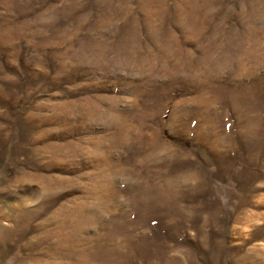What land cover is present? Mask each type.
Returning a JSON list of instances; mask_svg holds the SVG:
<instances>
[{"label":"rangeland","instance_id":"obj_1","mask_svg":"<svg viewBox=\"0 0 264 264\" xmlns=\"http://www.w3.org/2000/svg\"><path fill=\"white\" fill-rule=\"evenodd\" d=\"M0 264H264V0H0Z\"/></svg>","mask_w":264,"mask_h":264}]
</instances>
